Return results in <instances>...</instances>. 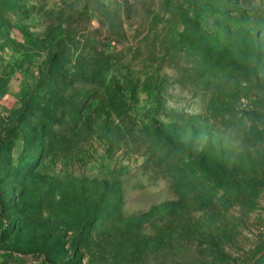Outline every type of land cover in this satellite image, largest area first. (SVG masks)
<instances>
[{"label":"rangeland","instance_id":"374dc122","mask_svg":"<svg viewBox=\"0 0 264 264\" xmlns=\"http://www.w3.org/2000/svg\"><path fill=\"white\" fill-rule=\"evenodd\" d=\"M0 264H264V0H0Z\"/></svg>","mask_w":264,"mask_h":264}]
</instances>
